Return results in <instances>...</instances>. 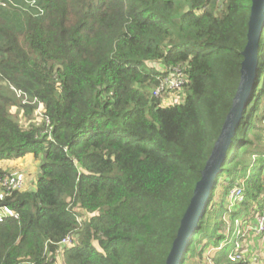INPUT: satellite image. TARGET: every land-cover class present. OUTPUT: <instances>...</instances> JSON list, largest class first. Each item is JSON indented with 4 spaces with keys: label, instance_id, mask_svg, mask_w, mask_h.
I'll list each match as a JSON object with an SVG mask.
<instances>
[{
    "label": "trees",
    "instance_id": "obj_1",
    "mask_svg": "<svg viewBox=\"0 0 264 264\" xmlns=\"http://www.w3.org/2000/svg\"><path fill=\"white\" fill-rule=\"evenodd\" d=\"M30 1L0 0V174L5 161L11 172L26 157L42 161L29 188L0 197L17 214L0 221V264H165L231 107L252 0ZM258 60L180 264L194 244L200 264L204 227L218 244L239 181L245 203L232 215L254 217L264 203V26ZM156 64L183 69V101L163 103L180 90L154 96ZM69 233L60 261L54 243Z\"/></svg>",
    "mask_w": 264,
    "mask_h": 264
},
{
    "label": "built area",
    "instance_id": "obj_2",
    "mask_svg": "<svg viewBox=\"0 0 264 264\" xmlns=\"http://www.w3.org/2000/svg\"><path fill=\"white\" fill-rule=\"evenodd\" d=\"M30 4L34 5V0H31ZM155 68L159 72L156 77L157 84L153 89V94L156 97L165 92L178 91L187 82L186 75L179 65L167 67L156 64ZM36 112L38 115L44 116L38 117L39 120L44 119L49 122L41 103L38 104ZM39 120H36V123ZM251 156V162L259 157V155ZM261 156H264V153ZM25 183L26 178L22 174L11 171L3 172L0 174V197L9 196L13 191L23 189ZM244 191L243 180L230 190L226 202V211L222 217V237L218 244H210L202 251L200 264H264V203H261L260 212L254 217L249 214L232 215L245 203ZM263 196L264 189L260 193V197ZM8 214L17 217V214L0 208V220ZM82 219L83 215H76L78 222H81ZM73 240V235L69 233L54 243L55 255H60L65 247L73 243ZM222 252H225V255L220 257ZM48 261H51V258H48Z\"/></svg>",
    "mask_w": 264,
    "mask_h": 264
},
{
    "label": "water",
    "instance_id": "obj_3",
    "mask_svg": "<svg viewBox=\"0 0 264 264\" xmlns=\"http://www.w3.org/2000/svg\"><path fill=\"white\" fill-rule=\"evenodd\" d=\"M264 26V0H252L247 23L246 44L242 51L240 78L232 98L231 107L220 132L208 155L201 177L196 182L192 197L180 220L175 239L166 257L165 264H180L187 250L200 217L206 210L215 180L226 160V151L234 137L243 108L251 97L253 82L257 76L258 46Z\"/></svg>",
    "mask_w": 264,
    "mask_h": 264
},
{
    "label": "rangeland",
    "instance_id": "obj_4",
    "mask_svg": "<svg viewBox=\"0 0 264 264\" xmlns=\"http://www.w3.org/2000/svg\"><path fill=\"white\" fill-rule=\"evenodd\" d=\"M181 94L178 95V91H176L174 93V97L178 95V97H176L174 100H167V99H164L163 100V103L164 104H168V103H178V102H181L184 100V97L187 93L186 89L184 87H182L180 89ZM15 109V108H14ZM19 113H21V115L19 116L18 114V120L20 121H23V118H22V112L19 111ZM253 137V136H252ZM256 139V138H255ZM256 140H259V139H256ZM207 145H209V142L207 140L206 142ZM259 149V151L263 152L264 153V142L261 140H259V147L257 148ZM251 155H256L258 156L259 153H256V154H251ZM251 155H249L250 159H251ZM42 159L41 158H30V157H26L24 159V161L22 162L24 164L21 165L19 164L20 168L19 169H16L14 172L16 173H20L22 174L25 178H26V183H25V186L24 188H29L32 183L31 181H35L36 178H37V175H38V171H39V165L41 163ZM5 164H10V161H6ZM222 181V177L220 178ZM221 192V184L218 183L217 186L215 187V190H214V199H213V208H215V203L214 201L217 200L218 196H219V193ZM212 227H204L200 233L197 235V239L200 241V242H210L211 240V233H212ZM97 245V244H96ZM192 253V256L188 262V264H198L199 263V258H198V255H197V245L194 244L191 248V251ZM62 257V254L59 255L58 259L61 261V258ZM56 264H59V263H56Z\"/></svg>",
    "mask_w": 264,
    "mask_h": 264
},
{
    "label": "clouds",
    "instance_id": "obj_5",
    "mask_svg": "<svg viewBox=\"0 0 264 264\" xmlns=\"http://www.w3.org/2000/svg\"><path fill=\"white\" fill-rule=\"evenodd\" d=\"M31 5V4H30ZM34 5H35V1H34ZM15 91V90H14ZM15 93H16V95H17V97L18 98H20L19 97V92H17V91H15ZM24 101V100H23ZM43 107V106H42ZM6 162V161H5ZM3 171H11L9 168H8V164H5L4 163V168H3V170H2V172ZM14 173V172H13ZM7 197V196H6ZM0 208H5V207H0ZM5 209H7V208H5ZM8 210V212H11V213H13L12 211H10L9 209H7ZM14 214V213H13ZM80 215V214H79ZM6 216H13V215H11V214H8V215H6ZM5 216V217H6ZM5 217H3V218H5ZM14 217V216H13ZM3 218L0 220V221H2L3 220ZM206 244H208V245H210L211 243L210 242H208V243H206ZM72 245V244H71ZM70 246V245H69ZM59 257V255L58 256H56V258H58ZM57 263V262H56ZM55 263V264H56Z\"/></svg>",
    "mask_w": 264,
    "mask_h": 264
},
{
    "label": "crops",
    "instance_id": "obj_6",
    "mask_svg": "<svg viewBox=\"0 0 264 264\" xmlns=\"http://www.w3.org/2000/svg\"><path fill=\"white\" fill-rule=\"evenodd\" d=\"M18 164H21V165H22L23 163H22V162H20V163H18ZM23 166H24V164H23Z\"/></svg>",
    "mask_w": 264,
    "mask_h": 264
}]
</instances>
